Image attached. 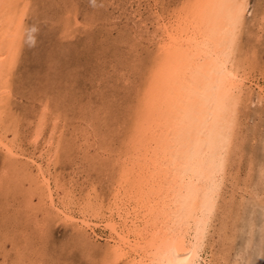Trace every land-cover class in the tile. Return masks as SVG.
<instances>
[{
    "label": "bare ground",
    "instance_id": "obj_1",
    "mask_svg": "<svg viewBox=\"0 0 264 264\" xmlns=\"http://www.w3.org/2000/svg\"><path fill=\"white\" fill-rule=\"evenodd\" d=\"M252 1L254 0H196L198 10L193 18L187 19L188 21H183L179 16L175 17L176 21L174 22L167 21L164 15L156 10L159 26L157 30L161 32L151 57L153 61L146 73L147 79H145L144 87L142 86L141 95L138 100L134 99L138 103L136 107L134 106L130 131L126 135L123 134L127 141L125 144L123 142V145H116L122 146L121 152L117 158L115 157L117 162L115 166H120V173L105 212L102 208L99 209L100 205L97 200L96 202L89 199L80 201L78 208H74L75 206L72 208V206L59 201L60 199L58 200L51 169L57 154V146L53 141H48L52 144L51 147L48 143L50 153L42 157L40 161L34 155H25L27 153L25 150L26 153L22 150L19 152L16 147L18 145H15L12 142L13 139L11 140L8 136L9 129L5 122L7 119L4 110V102L7 99L6 91L10 88V77L14 73V67L16 68L14 65L17 64L20 56L24 32L27 29L25 22L33 0H0V148L6 150L4 151L7 154V161L10 160L11 164L9 165L13 166L12 171L8 165L7 171L10 169L14 172V168L17 167L22 173V175L18 174L19 177L23 179L25 176L29 180L27 185H30L31 188L25 186L29 189L26 200H24L25 205H28L30 209L34 208L32 190L35 196L39 195L41 201L44 198L42 202L47 201L49 208L39 207L44 220L49 214H55L67 224H72L74 230H77L76 233L78 232L80 236L83 235L87 241L92 239V243H98V240H103L104 244L100 255L103 259L102 264H226L231 253L226 256L225 253L220 252L214 257L208 248L213 245L210 238L214 233L224 232L228 225L233 226L235 232L234 228L237 223L239 225L244 223L241 228L249 227L250 230L247 232L250 234L244 239V244L240 245L242 251L237 249L238 251L233 255V262L235 264H264V222L258 226L256 215L253 209L250 210L253 205H258L262 208V215H264V191L255 190L245 184L244 189L243 185L238 187L239 191L243 190L244 193L238 191L240 197L230 196L228 203L225 202L223 193L226 175L230 169V157L235 154L234 148L236 141L238 142L236 139L239 132L237 124L240 111L247 107L248 101L254 100L253 94H251L253 92H255L258 101H264V84L251 82V78L245 72L247 68L244 61L237 56L238 40L251 11ZM218 3H234L239 6V20L235 27L226 19V10L211 7ZM60 29H62L61 26ZM11 83H13V79ZM140 88L141 86H139ZM136 89L137 87L135 92ZM131 103L128 105L131 106ZM58 117L60 118V116ZM114 123L116 124V122ZM88 125L90 126V124ZM89 126L87 127L89 128ZM43 128L45 129V126ZM65 128L63 129L65 130ZM23 135L21 137H24ZM85 135L87 137L88 134ZM36 137H34L35 140L41 135L36 134ZM89 145L91 144L89 143ZM89 145L87 147H91ZM33 146L35 148V145ZM102 146L99 144V148ZM62 149L65 148L62 147ZM100 149L104 150V146ZM110 150L113 151V149ZM44 151H39V154ZM17 156H24L23 163L28 164V168L19 167V160L13 163ZM7 158L5 157V159ZM3 170L5 171L2 169V172ZM97 170L100 171L98 168ZM1 176L3 175L1 174ZM260 177L264 178V170H261ZM111 180L110 183L113 182ZM247 180L248 176L244 181L247 183ZM28 189L26 188V190ZM37 191L39 192L37 193ZM245 207H249V212ZM28 209L26 213H28ZM34 210L32 212H38L37 209ZM56 216L53 217L56 218ZM41 217L38 218L40 219L38 225L40 229H46L47 226L44 227ZM217 222L220 223V226H217ZM47 223L49 222L46 220V225H48ZM38 225L35 226L38 227ZM222 236L225 239L228 238L225 234ZM221 239L223 238L221 237ZM234 240L236 241V238Z\"/></svg>",
    "mask_w": 264,
    "mask_h": 264
},
{
    "label": "rangeland",
    "instance_id": "obj_2",
    "mask_svg": "<svg viewBox=\"0 0 264 264\" xmlns=\"http://www.w3.org/2000/svg\"><path fill=\"white\" fill-rule=\"evenodd\" d=\"M30 8L25 22L27 29H25L26 33L24 32L20 56L17 64L14 65L16 68L14 67L13 77H10V92L9 90L6 91L7 99L4 102L5 106L3 105L7 119L5 122L9 129L8 136L11 140L13 139L12 142L15 145H18L16 147L19 152L21 150L24 153L27 152L25 155H34L40 161L42 157L50 153L48 149L52 144L48 141H53L54 145L57 146V159L54 158L55 161L53 160L54 163L52 162L51 169L58 200L60 199L59 201L72 206V208L74 206V208H78L80 201L89 199L96 202L97 200L100 205V208H98H102L106 212V206L113 196L119 177L118 174L120 173V166H115L117 164L115 159L121 152L122 147L118 146L123 145V142L125 144L127 141L125 135L130 131V124L134 116L133 110L138 103L135 100H138L145 85L146 73H148L150 63L153 61L151 57L153 51H155L158 35L161 32L157 30L159 26L156 10L164 15L167 21L174 22L178 16L183 21H188L187 19L193 18L198 10L196 0H33ZM248 18L247 22L249 23L246 22L245 25L249 27L244 25L246 28L243 27L242 37L240 36L238 40L237 56L244 61L247 68L245 72L251 78V82L262 85L264 84V0L252 1ZM60 26L62 29L59 30ZM12 79L13 83H11ZM139 86H141L140 89ZM254 93H251L253 94L254 100L252 101L254 103L248 101L247 107L240 111L237 124L239 132L236 139L238 142L236 141L235 144V154L230 157V169H228L226 184L223 187L226 203L229 202L230 196L237 197L239 195L238 187L240 188L243 185L242 188L244 189L245 184L255 190L264 191V178L260 177L261 170H264V101H258ZM127 102L132 105L129 106ZM130 114L131 116H129ZM44 117L47 119L45 120ZM111 117L112 119H110ZM52 119L54 120L52 121ZM41 126H45V129ZM82 128L83 131H81ZM110 131L112 132L110 133ZM36 134H40L41 139L35 140L34 137L37 138ZM85 134H88L87 137H85ZM22 135L24 137H21ZM30 136L32 137L30 138ZM83 137L87 138H84L85 142ZM96 140L100 142L98 143ZM19 141L21 142L19 143ZM39 141L41 142L39 143ZM32 144L35 145V148ZM99 144L100 146L103 144L104 150L100 149L103 146L99 148ZM107 144H110V146H107ZM44 145L48 147L46 148ZM88 145L91 147H87ZM61 146L66 150L62 149ZM0 149V155H2L0 156V264H102L103 259L100 255L104 244L103 240H98V243H92V239L87 241L83 235L80 236L78 232L76 233L77 230H74L72 224H67L55 214H49L50 216L48 215L47 219L45 217L44 220L41 217L39 207L49 208L47 201L42 202L44 198L41 201L39 195L35 196L32 190L34 208L30 209L28 205H25L24 200H26L28 187H30V185H27L29 180L25 176L23 177L24 181L22 177H19L22 173L19 172L20 169L17 167L14 168V172H18L17 175L12 172L13 166L9 165L11 164L10 160L7 161L6 150L4 148ZM70 149L74 151L73 154ZM110 149H113L114 152ZM117 149L119 150L117 151ZM39 151L44 152L39 154ZM21 157L14 158L13 163L19 160L18 163L21 164H19V167L25 166L28 168L29 165L23 163L24 156ZM103 162L104 164H102ZM7 166L12 171L10 169L7 171ZM97 168L100 170L99 172ZM2 169H5V171L2 172ZM247 176L248 182L246 183L244 179ZM110 180L113 182L110 183ZM24 188L25 190H23ZM239 192L244 193L243 190ZM249 205L251 206V204ZM10 206L12 209L9 208ZM27 208H29L28 213H26ZM245 208L249 212V207ZM36 209L39 213L32 212ZM251 209L256 215V221L258 220L257 225L261 226L264 222L262 208L253 205ZM53 216H56V218ZM26 217L31 219L29 218V220ZM40 217L44 227L47 226L46 229H40L38 225L40 220L38 218ZM46 220L49 222L48 225H46ZM36 224L38 227L35 226ZM236 225L235 232L233 226L228 225L224 232H217L220 236L214 233L210 238L213 247L208 248L214 257L220 252L225 253L226 256L231 253L226 264H235L232 257L238 251L237 249L242 251L240 245L244 244V239L250 234L247 232L250 230L249 227L241 228L244 223L241 225L237 223ZM217 226H220V223ZM222 234H225L228 238L225 239ZM232 237L236 238V241ZM89 244H92V246ZM99 250L101 251L99 252Z\"/></svg>",
    "mask_w": 264,
    "mask_h": 264
},
{
    "label": "snow or ice",
    "instance_id": "obj_3",
    "mask_svg": "<svg viewBox=\"0 0 264 264\" xmlns=\"http://www.w3.org/2000/svg\"><path fill=\"white\" fill-rule=\"evenodd\" d=\"M211 7L226 10V19L229 23L232 24L233 27L238 23L239 20V6L234 3H218L211 5Z\"/></svg>",
    "mask_w": 264,
    "mask_h": 264
}]
</instances>
